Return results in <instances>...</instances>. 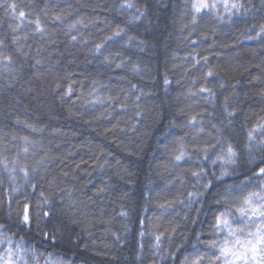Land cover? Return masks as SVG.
I'll return each mask as SVG.
<instances>
[{
	"label": "trees",
	"instance_id": "trees-1",
	"mask_svg": "<svg viewBox=\"0 0 264 264\" xmlns=\"http://www.w3.org/2000/svg\"><path fill=\"white\" fill-rule=\"evenodd\" d=\"M206 2L0 0V264H222L216 216L255 230L264 0Z\"/></svg>",
	"mask_w": 264,
	"mask_h": 264
},
{
	"label": "snow or ice",
	"instance_id": "snow-or-ice-1",
	"mask_svg": "<svg viewBox=\"0 0 264 264\" xmlns=\"http://www.w3.org/2000/svg\"><path fill=\"white\" fill-rule=\"evenodd\" d=\"M224 6L226 9H236L239 10L242 5L238 0L229 3L228 0H224ZM12 9L15 10L16 5H11ZM131 7V5H129ZM193 9L196 12L201 11L202 9L215 8V4H209L206 0H193L192 4ZM19 18L23 20L25 18V12H19ZM59 19V17H56ZM195 20V17L193 18ZM37 30H40V23L37 19L35 21ZM264 31V29H262ZM117 35L119 33H116ZM100 45H97L99 49ZM211 75V73H209ZM264 128V125L261 126ZM256 129L250 130L248 133L249 140L252 141L255 139L254 132ZM264 143V141H261ZM26 151V149H25ZM236 153L231 145L228 146L226 154L220 159H226L228 162L234 163V157ZM182 156H177L176 159H181ZM260 174H264V167L259 169ZM194 175H197L194 173ZM207 187V185H206ZM192 196V193H189ZM236 211L239 213V219L247 220L249 223L257 221L254 231H249L247 234H244L243 228H233L231 227L232 220H230L226 213L222 212L216 216L215 227L218 229H226L228 238H226L222 244L219 245V254L215 256V260L221 261L222 264H264V195L260 192H249L247 196L244 197L242 206L237 208ZM30 208L28 204L24 205L22 222L24 224H29L30 217ZM45 216L48 215L47 212L44 213ZM243 236V238H241ZM159 241L160 237L156 238ZM213 247H216L217 244L215 241L211 242ZM12 250H8V261L4 264H13L12 261ZM202 257H197L192 264H200ZM26 264V262H25Z\"/></svg>",
	"mask_w": 264,
	"mask_h": 264
}]
</instances>
